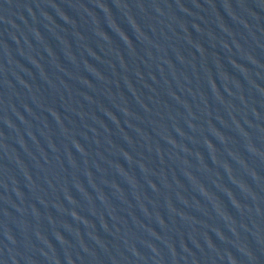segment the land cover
I'll list each match as a JSON object with an SVG mask.
<instances>
[{
	"label": "water",
	"instance_id": "obj_1",
	"mask_svg": "<svg viewBox=\"0 0 264 264\" xmlns=\"http://www.w3.org/2000/svg\"><path fill=\"white\" fill-rule=\"evenodd\" d=\"M0 264H264V0H0Z\"/></svg>",
	"mask_w": 264,
	"mask_h": 264
}]
</instances>
